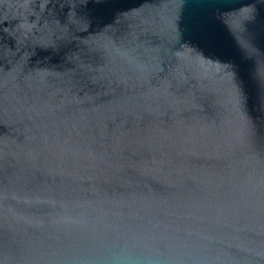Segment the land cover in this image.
Segmentation results:
<instances>
[{
	"label": "water",
	"instance_id": "obj_1",
	"mask_svg": "<svg viewBox=\"0 0 264 264\" xmlns=\"http://www.w3.org/2000/svg\"><path fill=\"white\" fill-rule=\"evenodd\" d=\"M0 264H264V0H0Z\"/></svg>",
	"mask_w": 264,
	"mask_h": 264
}]
</instances>
